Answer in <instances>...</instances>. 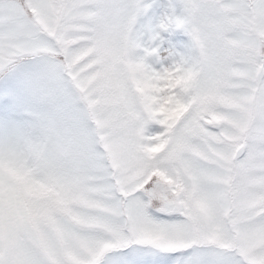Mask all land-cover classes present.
Masks as SVG:
<instances>
[{
    "label": "clouds",
    "instance_id": "9594fccd",
    "mask_svg": "<svg viewBox=\"0 0 264 264\" xmlns=\"http://www.w3.org/2000/svg\"><path fill=\"white\" fill-rule=\"evenodd\" d=\"M145 254L264 264V0H0V264Z\"/></svg>",
    "mask_w": 264,
    "mask_h": 264
},
{
    "label": "snow or ice",
    "instance_id": "6c2138e0",
    "mask_svg": "<svg viewBox=\"0 0 264 264\" xmlns=\"http://www.w3.org/2000/svg\"><path fill=\"white\" fill-rule=\"evenodd\" d=\"M172 35L169 32L167 25L161 23L155 28L149 29L147 35V42L143 46L148 57L156 60V58L161 56V53L164 50H167L169 53L168 58L172 59L175 56H178L179 53L175 51L176 45L172 42ZM161 62L162 60H158ZM149 67H152L150 64ZM158 147L146 148V151L149 153L158 151Z\"/></svg>",
    "mask_w": 264,
    "mask_h": 264
},
{
    "label": "rangeland",
    "instance_id": "374dc122",
    "mask_svg": "<svg viewBox=\"0 0 264 264\" xmlns=\"http://www.w3.org/2000/svg\"><path fill=\"white\" fill-rule=\"evenodd\" d=\"M172 42L178 46L182 38L180 37H172ZM175 259L174 255H152L145 254L140 257V264H172V261Z\"/></svg>",
    "mask_w": 264,
    "mask_h": 264
}]
</instances>
